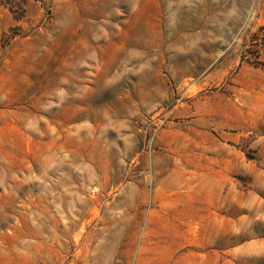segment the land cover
Wrapping results in <instances>:
<instances>
[{"label":"rangeland","instance_id":"374dc122","mask_svg":"<svg viewBox=\"0 0 264 264\" xmlns=\"http://www.w3.org/2000/svg\"><path fill=\"white\" fill-rule=\"evenodd\" d=\"M0 264H264V0H0Z\"/></svg>","mask_w":264,"mask_h":264}]
</instances>
